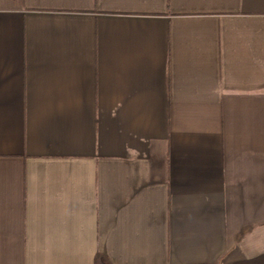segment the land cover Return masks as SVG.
<instances>
[{
	"label": "crops",
	"instance_id": "1",
	"mask_svg": "<svg viewBox=\"0 0 264 264\" xmlns=\"http://www.w3.org/2000/svg\"><path fill=\"white\" fill-rule=\"evenodd\" d=\"M96 253L264 264V0H0V264Z\"/></svg>",
	"mask_w": 264,
	"mask_h": 264
},
{
	"label": "trees",
	"instance_id": "2",
	"mask_svg": "<svg viewBox=\"0 0 264 264\" xmlns=\"http://www.w3.org/2000/svg\"><path fill=\"white\" fill-rule=\"evenodd\" d=\"M99 263L108 264V261H107V258L103 254L96 253L94 256V264H99Z\"/></svg>",
	"mask_w": 264,
	"mask_h": 264
}]
</instances>
